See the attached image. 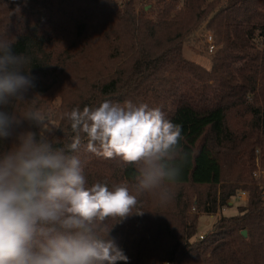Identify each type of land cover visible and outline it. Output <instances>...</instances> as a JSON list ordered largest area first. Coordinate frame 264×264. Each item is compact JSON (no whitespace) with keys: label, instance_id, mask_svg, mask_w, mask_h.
<instances>
[{"label":"trees","instance_id":"16d2710c","mask_svg":"<svg viewBox=\"0 0 264 264\" xmlns=\"http://www.w3.org/2000/svg\"><path fill=\"white\" fill-rule=\"evenodd\" d=\"M203 22L217 45L210 68L183 54ZM0 36L30 58L26 99L37 109L49 99H83L81 110L131 101L182 127L178 191L165 206L138 197L143 214L112 227L127 264H264V189L253 176L264 169V0H0ZM27 128L37 131L27 122L16 131ZM80 159L86 186L132 189L119 158ZM238 190L246 205L196 237L197 212L216 213Z\"/></svg>","mask_w":264,"mask_h":264},{"label":"clouds","instance_id":"9594fccd","mask_svg":"<svg viewBox=\"0 0 264 264\" xmlns=\"http://www.w3.org/2000/svg\"><path fill=\"white\" fill-rule=\"evenodd\" d=\"M14 44L0 36V142L12 139L10 146L0 143V264H127L110 238L112 227L143 214L134 211L138 197L157 206L171 200L185 162L182 127L159 108L105 100L66 113L74 135L56 146L47 135L55 126L26 99L35 77L26 70L30 58L14 53ZM24 122L39 131H16ZM82 143L87 152L132 168L134 191L127 184L86 186L76 154Z\"/></svg>","mask_w":264,"mask_h":264},{"label":"rangeland","instance_id":"374dc122","mask_svg":"<svg viewBox=\"0 0 264 264\" xmlns=\"http://www.w3.org/2000/svg\"><path fill=\"white\" fill-rule=\"evenodd\" d=\"M141 3L140 5H143ZM150 5H146L145 9H149ZM212 36V42L215 46V41L213 38L212 32L206 28L205 23L203 22L192 34V36L184 43L183 45V54L184 56L194 62L201 64L206 68L211 67L212 63V56L216 52V47H214L213 51L210 52L208 49V41L207 36ZM217 46V45H216ZM83 99H70L65 103L62 102L61 99H49L44 103V106L39 108L38 110L41 113L47 114L49 121L55 127L53 128L51 133H48L51 139L54 141L62 140L64 135L68 136L67 142H71V137L74 135L70 128V121L67 120L65 114L69 113L73 108H77L80 102ZM27 130H29L27 128ZM39 129H37V132ZM11 145V144H10ZM83 149L80 152V156L83 158L88 157L89 163L91 162V155L92 153L87 152L85 150V145L82 143ZM254 178L257 180V183L260 187L264 189V182L260 181V178L264 176V169H256L253 173ZM178 187L175 185L170 186V190L178 191ZM184 191L191 192L193 188L189 186L182 187ZM213 190L217 188L213 187ZM196 189L206 191L209 189L206 186H198ZM244 190H238L237 194L229 199V205L220 207L216 213L213 214H205L202 212L198 213V220H197V234L196 237L199 235L206 236L209 235L214 227V222L217 220L219 215L230 216L236 214L238 210V206L246 205L248 202V193L244 192ZM240 196V197H239ZM195 208H192L190 212H195Z\"/></svg>","mask_w":264,"mask_h":264},{"label":"built area","instance_id":"2783aa9c","mask_svg":"<svg viewBox=\"0 0 264 264\" xmlns=\"http://www.w3.org/2000/svg\"><path fill=\"white\" fill-rule=\"evenodd\" d=\"M207 41H208V49H209L210 52H212L213 49H214V47H216V45L214 46V44L212 42V36L211 35H208L207 36ZM243 194H244V192H243ZM199 237L202 238L203 236L202 235H199Z\"/></svg>","mask_w":264,"mask_h":264},{"label":"water","instance_id":"95a60500","mask_svg":"<svg viewBox=\"0 0 264 264\" xmlns=\"http://www.w3.org/2000/svg\"><path fill=\"white\" fill-rule=\"evenodd\" d=\"M242 233H243V235H245L246 234V231H243Z\"/></svg>","mask_w":264,"mask_h":264}]
</instances>
